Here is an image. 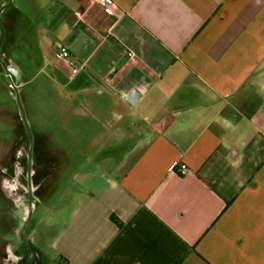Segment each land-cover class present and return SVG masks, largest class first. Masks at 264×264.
I'll return each mask as SVG.
<instances>
[{"label":"crops","instance_id":"0c3cea01","mask_svg":"<svg viewBox=\"0 0 264 264\" xmlns=\"http://www.w3.org/2000/svg\"><path fill=\"white\" fill-rule=\"evenodd\" d=\"M113 1H35L54 105L120 151L68 191L52 264H264V0Z\"/></svg>","mask_w":264,"mask_h":264},{"label":"rangeland","instance_id":"374dc122","mask_svg":"<svg viewBox=\"0 0 264 264\" xmlns=\"http://www.w3.org/2000/svg\"><path fill=\"white\" fill-rule=\"evenodd\" d=\"M35 1L13 0L4 13L0 8V264H52L51 237L69 209L68 191L78 196L120 154L84 151L88 128L54 105L49 79L38 73ZM30 210L23 233L31 246L27 258L20 233Z\"/></svg>","mask_w":264,"mask_h":264},{"label":"built area","instance_id":"2783aa9c","mask_svg":"<svg viewBox=\"0 0 264 264\" xmlns=\"http://www.w3.org/2000/svg\"><path fill=\"white\" fill-rule=\"evenodd\" d=\"M90 2L100 7L107 15H116L120 12L117 4L113 0H90ZM54 58L57 61L66 62L69 58V52L65 47H61L54 52ZM70 72L71 74H76L77 69L71 67ZM186 170L187 168L185 165L181 164L178 166L179 174H185Z\"/></svg>","mask_w":264,"mask_h":264},{"label":"flooded vegetation","instance_id":"af4514ba","mask_svg":"<svg viewBox=\"0 0 264 264\" xmlns=\"http://www.w3.org/2000/svg\"><path fill=\"white\" fill-rule=\"evenodd\" d=\"M30 199H31V197H30ZM30 209H31V205H30ZM31 210L29 212V216H28L27 220L25 221V223H24V225L22 227L21 233H20V241L22 243V246L25 248V251H27V258L31 256V252H30V247L31 246H30V243L27 241V239H25L23 237V233H24V230L26 228L27 223L29 222Z\"/></svg>","mask_w":264,"mask_h":264},{"label":"water","instance_id":"95a60500","mask_svg":"<svg viewBox=\"0 0 264 264\" xmlns=\"http://www.w3.org/2000/svg\"><path fill=\"white\" fill-rule=\"evenodd\" d=\"M8 71L11 72L12 74H14V76H16V73H15L14 69L8 68Z\"/></svg>","mask_w":264,"mask_h":264}]
</instances>
